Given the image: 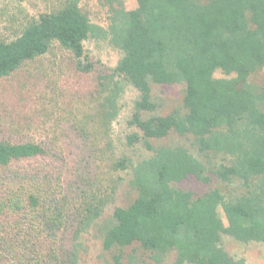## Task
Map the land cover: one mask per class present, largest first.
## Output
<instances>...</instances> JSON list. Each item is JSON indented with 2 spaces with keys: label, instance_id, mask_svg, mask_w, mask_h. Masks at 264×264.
Here are the masks:
<instances>
[{
  "label": "trees",
  "instance_id": "obj_1",
  "mask_svg": "<svg viewBox=\"0 0 264 264\" xmlns=\"http://www.w3.org/2000/svg\"><path fill=\"white\" fill-rule=\"evenodd\" d=\"M3 1L0 81L55 44L70 53L77 73L96 83L98 112L74 127L86 143L99 132L111 147L120 99L128 86L140 92L130 125L143 136L131 134L128 142L143 140L153 154L133 166L137 197L116 207L102 227L104 250L120 252L114 264H124L122 251L131 246L155 264L172 252L173 264H247L230 255L223 239L264 246V83L251 79L264 68V0H137L133 11L123 0H103L112 14L107 30L92 23L82 0H45L48 9L38 16L22 6L25 0ZM92 37L121 53L116 67L91 61L85 42ZM218 70L224 77H215ZM153 85H184L181 110L154 114ZM171 132L192 139L196 151L149 144ZM46 156L42 144L0 138V167H17L14 186L0 183V264H76L71 241L112 199L102 188L92 191L103 182L86 172L75 182L89 192L49 187L40 176ZM116 163L122 170L132 165L127 157ZM191 176L221 186L203 195L177 187Z\"/></svg>",
  "mask_w": 264,
  "mask_h": 264
},
{
  "label": "rangeland",
  "instance_id": "obj_2",
  "mask_svg": "<svg viewBox=\"0 0 264 264\" xmlns=\"http://www.w3.org/2000/svg\"><path fill=\"white\" fill-rule=\"evenodd\" d=\"M123 1L126 11H133L138 7L137 0ZM22 6L34 16L48 9L45 0H25ZM81 8L89 15L93 24L105 30L109 28L112 14L103 0H82ZM2 28L3 24L0 23V29ZM54 47L51 53L26 63L0 81V138L16 143L42 144L47 149L48 156L40 163V176L49 187H54L57 191L81 187L89 192L87 184L81 181L78 185L75 182V178L82 172L103 182L102 187L97 185L92 191L102 188L101 192H109L107 194L112 199L95 224L83 232L76 242L71 241L70 250L72 245L74 250L76 244V264H114L113 257L120 252L104 250L102 227L112 219L116 207H126L137 197V191L131 186L133 166L153 154L143 140L133 144L128 142L131 134L139 133L140 137L143 136L136 126L130 125L140 92L128 86L120 99V114L111 125V147L107 144L108 139L105 140L99 132L98 137L94 135L92 141L86 143L84 139L77 137L78 132L74 133V127H80L82 121H88L90 116L97 114L99 103L93 92L96 83L90 78L91 75L87 77L77 73L70 53L57 44ZM85 52L91 61H99L102 66L109 68L116 67L122 57L109 40L102 37H92L86 41ZM215 77L222 78L224 75L218 70ZM251 79L259 85L263 84L264 68ZM184 88V85H153L152 96L157 105L154 114L167 116L179 110ZM149 144L155 148L180 146L196 151L192 139L181 137L175 132L163 139H149ZM123 157H127L132 165L127 170L116 169V162ZM11 169L0 167V183L14 186L15 177ZM46 174L49 176L48 180L44 178ZM217 186H221L218 179H213L211 184L206 185L194 176L177 184V187L193 191L197 195H203ZM223 219L227 224L226 218ZM223 244L230 255L238 259L244 258L247 264H264L262 244H242L229 237H224ZM122 254L124 264L132 261V255L134 264H155L151 254L137 246L124 249ZM175 259L176 254L172 252L164 259L163 264H173Z\"/></svg>",
  "mask_w": 264,
  "mask_h": 264
}]
</instances>
